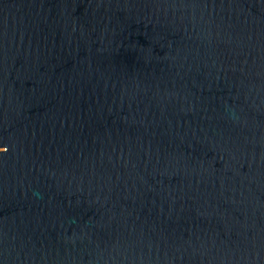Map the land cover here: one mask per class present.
I'll return each instance as SVG.
<instances>
[{
    "label": "water",
    "instance_id": "obj_1",
    "mask_svg": "<svg viewBox=\"0 0 264 264\" xmlns=\"http://www.w3.org/2000/svg\"><path fill=\"white\" fill-rule=\"evenodd\" d=\"M0 264H264V0H0Z\"/></svg>",
    "mask_w": 264,
    "mask_h": 264
}]
</instances>
